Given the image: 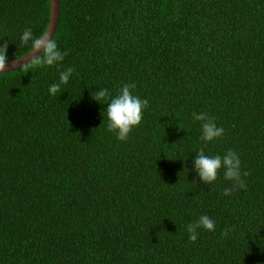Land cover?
<instances>
[{"label":"trees","instance_id":"trees-1","mask_svg":"<svg viewBox=\"0 0 264 264\" xmlns=\"http://www.w3.org/2000/svg\"><path fill=\"white\" fill-rule=\"evenodd\" d=\"M48 18L0 0L8 60ZM52 40L63 61L0 73V264H264V0H60ZM124 83L149 107L121 141L92 93ZM193 112L224 135L205 145ZM201 147L237 152L246 190L223 195V169L204 184ZM201 215L216 230L192 242Z\"/></svg>","mask_w":264,"mask_h":264},{"label":"clouds","instance_id":"clouds-1","mask_svg":"<svg viewBox=\"0 0 264 264\" xmlns=\"http://www.w3.org/2000/svg\"><path fill=\"white\" fill-rule=\"evenodd\" d=\"M31 41L32 50L37 53H43V59L39 55L34 57L31 62L24 64L22 67H27L29 64H44L54 66L58 62L64 60L68 54L67 51H61L55 40L46 36L35 37L31 28H26L21 36V43L27 45ZM8 41H4L0 46V71H4L8 62L7 56ZM20 56L17 55L16 59ZM75 72L74 67H68L60 72L59 82L53 83L49 87V92L55 96L60 91L62 84H67L72 74ZM136 88L135 83H124L119 87L115 96H111L107 88L99 89L92 93L93 99L107 105L106 114L108 118L107 130L115 132L118 140L126 141L132 129L138 126L143 119L144 110L149 107V101L142 99L138 95L133 94V89ZM194 121L201 122L200 136L201 141L207 142L221 138L224 135V128L218 126L216 118L210 116L206 112L192 113ZM194 169L198 173L200 180L204 184H212L218 179L220 170L223 169L225 180L233 183L232 188H225L223 195H231L239 189L246 190V182L242 178L241 159L237 152L229 149L223 155H207L205 147H201L194 158ZM250 175V172L244 171L243 177ZM235 226H233L234 228ZM215 231V221L208 215H201L196 221L186 225V230L189 234V240L195 242L198 239V229ZM230 229H224L221 236L226 237Z\"/></svg>","mask_w":264,"mask_h":264},{"label":"water","instance_id":"water-1","mask_svg":"<svg viewBox=\"0 0 264 264\" xmlns=\"http://www.w3.org/2000/svg\"><path fill=\"white\" fill-rule=\"evenodd\" d=\"M59 10H60V0H49V18L46 29L42 36H46L47 38L52 39L56 31V27L59 19ZM39 54L40 53H37L31 49L28 52H26L24 55L20 56L19 59L14 58L8 60L5 70L0 71V73L14 71L22 67L24 64L31 62V60Z\"/></svg>","mask_w":264,"mask_h":264}]
</instances>
